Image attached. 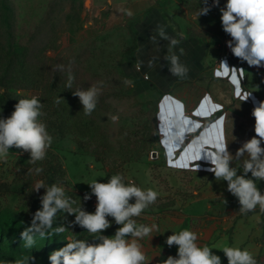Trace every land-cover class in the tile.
<instances>
[{
	"label": "rangeland",
	"instance_id": "1",
	"mask_svg": "<svg viewBox=\"0 0 264 264\" xmlns=\"http://www.w3.org/2000/svg\"><path fill=\"white\" fill-rule=\"evenodd\" d=\"M7 1L12 9V22L19 44L25 45L30 34L36 32V49L41 46L45 48L40 60L48 61V70L51 73L68 76L70 68L77 82L74 91L86 90L96 85L101 88L99 95L102 96L131 88L127 91V99H107L110 109L99 116L104 131L114 146L108 153L99 147L100 154L106 156L107 161L121 157L118 143L126 135L133 139L142 136L145 123L153 121L155 105L158 102L159 106L165 94H176L181 89H202L206 86L205 68L195 81L169 84L163 81L162 76L165 73H140L142 64L134 65L128 57L129 49L133 46V33H152V26L157 22L166 24L165 32L172 39L198 36L203 45L208 47L211 25L208 31H201L196 23L198 20L192 18L195 10L200 12L201 7L205 6L202 0H182V5L187 8L184 17L188 23V27L183 29L175 22L174 17L159 8V3L157 8L145 15L129 16L126 11L129 0H91L89 7H86L87 0ZM51 3L54 4L52 14L48 12ZM209 6L210 9L213 6L219 8L220 3L217 6L212 2ZM207 15H211V12ZM207 15L202 18L206 20ZM149 37L151 39L150 35ZM205 51L207 54V49ZM58 65L64 66L62 71L57 70ZM125 80H130L131 83L125 84ZM21 92L26 96L41 94L40 89L18 91ZM10 115L11 113L3 118ZM52 137L53 142L47 150L46 158L35 165L28 162V152L16 148L10 149L6 161H0V264H16L17 261L28 264L31 257H34L32 264H50L49 255L54 250L65 246L69 239L80 238L75 232L78 225L72 223L75 220L74 215L60 212V225H65L68 230L63 233L50 230V234L45 237L36 235L32 247H26L25 242L20 239V232L30 226L33 217L29 194L35 184L42 181L41 174L37 175L34 171L36 167L47 168L45 160H59L72 181L71 185L67 182L59 186L74 201L73 208L81 205L83 210L90 213H94L97 201L94 195L91 199L84 200L85 194H91L87 183L95 179L106 183L110 178L106 176L108 166L97 160L94 152H83L73 135L65 138L58 135ZM98 144L94 142L92 148ZM163 161L165 162V158L158 145L157 124V133L146 155L121 169L125 183L132 182L144 190L151 188L159 194L154 204L134 218L138 224L150 226L155 223L159 227V232H153L151 239L145 237L140 241L150 264H159L168 256L177 255V246L169 247L166 244L167 234L171 229L177 228V232L189 229L196 233L200 228L202 219L195 218L193 212L197 213L196 200L203 196L210 179L208 174L171 169L166 162L163 165ZM183 162L185 165L188 163L187 160ZM30 169L33 171L30 172ZM39 192L44 195L43 189ZM131 202L134 203V199ZM206 214L207 212L202 214L205 219ZM108 219L112 226L102 234L113 236L119 226L112 217ZM81 239L98 243L88 232Z\"/></svg>",
	"mask_w": 264,
	"mask_h": 264
},
{
	"label": "clouds",
	"instance_id": "2",
	"mask_svg": "<svg viewBox=\"0 0 264 264\" xmlns=\"http://www.w3.org/2000/svg\"><path fill=\"white\" fill-rule=\"evenodd\" d=\"M202 3L205 6L201 7L199 17L210 11L208 0H202ZM214 3L218 6L219 0H214ZM220 12L222 29L231 37L226 43L232 55L250 67H264V0H227ZM127 14L132 15L131 11H127ZM158 34L162 39L170 40L171 46L179 43L168 37L162 26H158ZM180 51L183 53V49ZM165 59L170 61L171 75L186 76L188 69L180 63L177 55L172 54ZM63 67L58 65L57 70L62 71ZM73 80L74 76L69 68L67 88L71 89ZM130 83V80H125V84ZM100 91V87L93 85L86 90L77 89L72 92L73 96L79 98L85 115H90L95 110ZM18 95L24 94L21 92ZM42 108L43 104L35 96L21 98L9 117L0 118V161L7 160L12 148L28 152V162L33 165L46 158L53 137L41 120L44 115ZM251 115L255 121V135L244 141L235 155L228 150L229 143L224 137H221L215 150L206 155V160L211 165L208 171L214 174L216 181L227 182V191L237 198L239 212L242 214L255 211L257 207L264 213V193L257 185V181H264V101L253 107ZM233 162L235 167L232 166ZM241 170L242 174H238ZM34 171L40 174L43 169L36 167ZM87 184L91 188V194H85L84 200L91 199L92 195L96 197L94 213L83 210L81 205L73 208L74 201L66 196L63 187L55 183L45 186L43 181H38L33 191L39 192L43 188L45 194L40 197L41 207L34 213L30 226L20 232V239L25 242V246L32 247L36 235L45 237L50 234V230L55 233L68 230L65 225L53 230L57 214L63 212L74 215L72 223L85 229L98 243L69 239L65 246L49 255L50 264H150L140 241L145 237L151 239L153 232H159V227L155 223L150 226L138 224L134 218L156 202L158 192L151 188L141 189L132 182L125 183L123 175L119 173L110 176L106 183L95 179ZM133 199L134 203L131 202ZM108 217H112L119 226L113 236L102 234L112 226ZM197 240V233L189 229L172 232L167 237L166 244L169 247L177 246V255H170L159 264H222L221 258L213 253V248L199 245ZM218 250L223 251L228 264H257V260L247 249L225 246ZM33 261L34 257L29 258L28 264ZM16 264H25V261H17Z\"/></svg>",
	"mask_w": 264,
	"mask_h": 264
},
{
	"label": "crops",
	"instance_id": "3",
	"mask_svg": "<svg viewBox=\"0 0 264 264\" xmlns=\"http://www.w3.org/2000/svg\"><path fill=\"white\" fill-rule=\"evenodd\" d=\"M212 2L214 0H208L209 8ZM226 2L219 0L220 7L213 6L206 20L202 18L205 15L199 17L197 10L192 16L198 20L196 23L201 31H208L209 26H213L209 29L212 31L203 59L206 86L202 89H181L176 94L163 96L157 114L158 145L167 167L195 171L198 166L195 172L210 177L203 196L196 200L197 213L193 212L195 218L202 219L196 231L197 243L213 248V253L221 258L222 264H228V261L223 251L218 249L225 246L247 249L257 264H264V213L259 207L253 213H240L237 198L227 191V182L216 181L214 174L208 171L211 165L206 160L207 153L215 150L221 137L227 139L228 150L235 155L242 143L255 135L251 112L258 102L264 101V67H250L238 58V67L230 60H222V56L228 54L226 42L231 37L223 31L216 14ZM158 3L160 9L174 17L181 29L188 27L184 17L187 8L182 5V0H129L126 10L133 15H145L157 8ZM249 94L251 96L244 101ZM197 152L201 158L195 160L193 157ZM186 160L188 163L185 165L183 161ZM232 166L235 167V162ZM238 174H242V170ZM248 176L250 178L251 173ZM67 182L72 184L68 171ZM257 185L264 193V181H257ZM204 212H207L206 219L202 215ZM172 232H177V228L171 229L167 237Z\"/></svg>",
	"mask_w": 264,
	"mask_h": 264
},
{
	"label": "trees",
	"instance_id": "4",
	"mask_svg": "<svg viewBox=\"0 0 264 264\" xmlns=\"http://www.w3.org/2000/svg\"><path fill=\"white\" fill-rule=\"evenodd\" d=\"M48 9V12L52 14L54 4L51 3ZM220 16L221 12H217L216 19L220 20ZM158 26H162L165 30L166 24L155 23L152 26V33L150 31L133 33V46L128 52L130 61L134 65L142 64V72L140 73L147 71H152L154 74L165 73L162 76L165 83L173 84L177 82L182 84L197 80L198 75L204 69L203 58L206 56L205 49L207 47L203 45L198 36L189 39L180 38L177 45L171 46L169 40L164 41L159 36ZM35 38L36 32H33L25 45L19 44L16 38L15 26L12 22V9L7 0H0V118L14 111V106L18 103V99L32 97L18 95L19 90L40 89L41 94L35 97L43 104L42 112L44 115L41 120L47 125L49 134L51 136L58 135L60 138L73 135L76 144L83 152H94L97 155H95L96 159L108 166L107 177L118 173L125 177L121 169L141 160L154 141L158 124L156 120V113H158L159 109L158 102L155 105L154 119L151 123H145L142 136L133 139L126 135L118 143L121 157L110 158L107 161L108 158L100 154L99 147H102L108 153L114 149V146L109 141L99 116L101 113H107L110 109L107 99H127L129 98L127 91L131 90V88L127 91L99 95L95 110L90 115H85L79 98L72 94L77 86L76 80H73L72 87L69 89L66 87L68 82L67 75L49 72L48 61L40 60L45 48L41 46L37 50L36 45H34ZM181 49H183V53H181ZM201 53L202 56H200ZM172 54L177 55L180 63L187 67L186 76H173L169 72L171 64L165 57ZM229 60L233 65L239 66L237 58L233 55L229 56ZM133 82L136 83V80ZM94 142L99 144L92 148ZM45 161L47 168H42L43 171L40 173L45 186H50L53 183L58 186L59 184H66L67 171L64 165L59 160ZM163 165H165L164 161ZM43 191L45 194V189ZM41 196L40 192L35 191L29 194L32 216L41 207ZM59 217L58 213L53 223V228L60 225ZM75 232L80 237L79 239L83 238V234L87 233L79 225L75 228Z\"/></svg>",
	"mask_w": 264,
	"mask_h": 264
},
{
	"label": "built area",
	"instance_id": "5",
	"mask_svg": "<svg viewBox=\"0 0 264 264\" xmlns=\"http://www.w3.org/2000/svg\"><path fill=\"white\" fill-rule=\"evenodd\" d=\"M222 60L223 61H228L229 60V56H228V54H224L223 56H222ZM138 68H139V70L141 69L139 66H138ZM147 78V77H146ZM97 203V202H96Z\"/></svg>",
	"mask_w": 264,
	"mask_h": 264
},
{
	"label": "snow or ice",
	"instance_id": "6",
	"mask_svg": "<svg viewBox=\"0 0 264 264\" xmlns=\"http://www.w3.org/2000/svg\"><path fill=\"white\" fill-rule=\"evenodd\" d=\"M238 95H239V93H238ZM185 123H187V121H185ZM205 143H207V142H205ZM193 159H195V160L199 159V152H197V154L193 157Z\"/></svg>",
	"mask_w": 264,
	"mask_h": 264
},
{
	"label": "bare ground",
	"instance_id": "7",
	"mask_svg": "<svg viewBox=\"0 0 264 264\" xmlns=\"http://www.w3.org/2000/svg\"><path fill=\"white\" fill-rule=\"evenodd\" d=\"M91 5V0L86 1V7H89Z\"/></svg>",
	"mask_w": 264,
	"mask_h": 264
},
{
	"label": "water",
	"instance_id": "8",
	"mask_svg": "<svg viewBox=\"0 0 264 264\" xmlns=\"http://www.w3.org/2000/svg\"><path fill=\"white\" fill-rule=\"evenodd\" d=\"M226 50H227V53H228V54H231V51H230V49L227 47V44H226Z\"/></svg>",
	"mask_w": 264,
	"mask_h": 264
}]
</instances>
